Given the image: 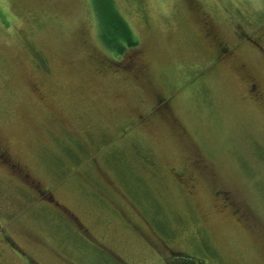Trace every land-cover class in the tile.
<instances>
[{
  "label": "rangeland",
  "instance_id": "374dc122",
  "mask_svg": "<svg viewBox=\"0 0 264 264\" xmlns=\"http://www.w3.org/2000/svg\"><path fill=\"white\" fill-rule=\"evenodd\" d=\"M111 1L0 0V264H264V0Z\"/></svg>",
  "mask_w": 264,
  "mask_h": 264
},
{
  "label": "trees",
  "instance_id": "16d2710c",
  "mask_svg": "<svg viewBox=\"0 0 264 264\" xmlns=\"http://www.w3.org/2000/svg\"><path fill=\"white\" fill-rule=\"evenodd\" d=\"M98 1L100 2V6L95 8V10L98 9L100 14L98 15L97 20L99 27L98 38L101 42L100 45L102 44L103 48L105 51L107 50L108 53L113 52L114 54L115 52L114 55L120 56L125 51L134 48L137 44V40L130 27L112 5V1ZM35 60L38 64L43 62L42 56H39V54L37 56L35 55Z\"/></svg>",
  "mask_w": 264,
  "mask_h": 264
}]
</instances>
